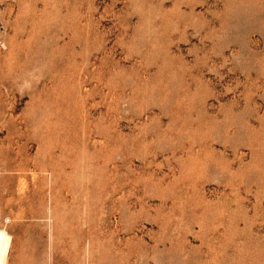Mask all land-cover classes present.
<instances>
[{
	"label": "rangeland",
	"instance_id": "obj_1",
	"mask_svg": "<svg viewBox=\"0 0 264 264\" xmlns=\"http://www.w3.org/2000/svg\"><path fill=\"white\" fill-rule=\"evenodd\" d=\"M7 264H264V0H0Z\"/></svg>",
	"mask_w": 264,
	"mask_h": 264
},
{
	"label": "bare ground",
	"instance_id": "obj_2",
	"mask_svg": "<svg viewBox=\"0 0 264 264\" xmlns=\"http://www.w3.org/2000/svg\"><path fill=\"white\" fill-rule=\"evenodd\" d=\"M10 240V235L2 229L0 231V264H7Z\"/></svg>",
	"mask_w": 264,
	"mask_h": 264
}]
</instances>
